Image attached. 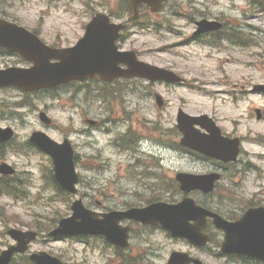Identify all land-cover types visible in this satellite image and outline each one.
I'll use <instances>...</instances> for the list:
<instances>
[{
    "label": "rangeland",
    "instance_id": "obj_1",
    "mask_svg": "<svg viewBox=\"0 0 264 264\" xmlns=\"http://www.w3.org/2000/svg\"><path fill=\"white\" fill-rule=\"evenodd\" d=\"M19 2L8 6L7 14L11 19L15 18L17 24L29 29L45 30L47 43L66 47L74 43L92 13H108L116 7L114 0ZM169 4L159 15L143 18V22L152 25H147L149 28H131L119 48L135 51L141 61L182 74L189 81V87L166 88L131 80L114 86L119 87V91L104 101L110 106L95 102L93 94H87L86 99L84 95L77 98L80 88L76 86L59 90L58 101L39 100L36 113L38 109H45L52 124L45 127L37 114L29 111L25 126L17 130L19 136L12 145L20 148V154L8 160L15 163L21 173L26 169L31 171L30 175L21 178L29 181L30 188L27 192L28 184L18 178V185L24 192L14 198L0 196V250L7 243L3 228L44 231L49 229L51 219L70 213L68 207L73 198L63 196L50 185L48 158L24 145L33 131H43L56 142L63 138L70 140L80 177L78 198L86 208L97 212L122 207L125 203L143 204L144 200L169 197L162 193L173 180V173L190 169L176 153L175 114L178 109L190 115L215 114L226 132L245 137L244 151L264 152L252 144L257 135L264 136V122H256L253 114V109L264 107V97L247 92L250 84L264 79V11L258 0H172ZM181 8H193L209 16L220 14L228 19L226 32L240 30L246 47H225L228 54H215L216 50L198 44L175 47L180 41L177 33L187 35L190 31L180 27L182 22L175 13ZM168 19L173 23L172 28L169 31L160 29L157 23L164 24ZM114 22L118 21L114 19ZM209 51L215 54L213 60L206 58ZM219 56L229 59L227 64L224 63V78L230 79V83L221 88L224 94L212 95L218 90L207 84L201 85L218 76L213 69ZM96 87L95 83L89 85V89ZM12 95L0 91V97L6 98L8 103L19 100L18 95ZM155 95L161 96L166 103L161 109L155 103ZM85 119L97 121L100 128L88 127ZM130 140L135 144L131 145ZM245 163L260 172L246 169L250 175L245 176V182L237 189L229 188L228 182L221 181L215 195L217 202L232 200L230 209L236 215L242 208L260 200L261 181L256 185L252 180L255 175L262 180L264 162L251 159ZM171 192L174 193L173 187ZM131 229L128 254L135 264H163L172 251L190 253L205 264H231L212 254L219 237H216L217 245L212 244L202 252L185 241L171 240L160 230H143L137 225H131ZM106 249L100 241L98 244L91 240L86 243L68 239L45 242L44 238L32 246V251L59 255L67 264L122 263ZM147 258L152 259V263H148Z\"/></svg>",
    "mask_w": 264,
    "mask_h": 264
},
{
    "label": "water",
    "instance_id": "obj_2",
    "mask_svg": "<svg viewBox=\"0 0 264 264\" xmlns=\"http://www.w3.org/2000/svg\"><path fill=\"white\" fill-rule=\"evenodd\" d=\"M163 1L128 0L129 8L133 13L131 20L136 18L138 8L143 3L148 5L152 12H155ZM208 25L206 26L204 21L201 22L198 32L212 29L211 24ZM122 28L121 25L110 24L106 16L97 14L88 24L84 38L74 48L55 51L44 48L35 37L23 29L0 21V46L17 51L25 59L34 62V67L30 70L11 73L15 78L27 82L24 88L29 90L52 87L71 80L94 78L96 75L105 81H112L119 77H140L151 81H176L170 73L136 62L134 53L117 52L114 41ZM28 41H34V43ZM41 51H45L46 54ZM51 58L57 59L59 62L51 64L49 63ZM118 64H125L127 70H121L118 68ZM1 77L6 76L3 74ZM192 121L193 119L184 116L183 122L179 120L178 128L184 133L183 145L192 149L198 148L201 152L224 160L234 158L235 145H232L230 151H215L210 147L209 142H204L199 137L192 135L190 130ZM33 140L52 157L55 179L58 184L68 192L75 194L74 185L77 183V176L74 173L73 153L69 144L65 141L61 146L56 145L42 134H36ZM191 178L192 176L178 177L185 192L198 187L204 188L205 191L211 190V180L197 183ZM72 211V217L60 221L59 227L50 234L51 236L103 235L112 244L126 246L127 229L119 228L117 224L123 219H133L144 224L161 223L173 237L187 238L197 246H203L207 242L206 238L200 236L198 232H193L188 226V222L196 218L198 213L190 201H185L180 206L157 204L142 210L132 209L126 213L111 212L101 215V220H98V214L85 210L80 201L72 205ZM224 228L228 233L221 247L225 253H236L264 261V212L262 210L249 211L240 222L232 225L226 224ZM33 238L34 235H30L28 241ZM178 257L172 256L171 263L184 264L183 258L179 259ZM36 262L37 264H58L56 260L45 258H40Z\"/></svg>",
    "mask_w": 264,
    "mask_h": 264
},
{
    "label": "flooded vegetation",
    "instance_id": "obj_3",
    "mask_svg": "<svg viewBox=\"0 0 264 264\" xmlns=\"http://www.w3.org/2000/svg\"><path fill=\"white\" fill-rule=\"evenodd\" d=\"M219 21V20H218ZM221 22V21H220ZM222 23V22H221ZM222 25L223 26H225V24H223L222 23ZM222 26V27H223ZM224 35V33L222 32V31H220L219 33H218V37H220V36H223ZM196 38L195 37H190V39L189 40H195ZM0 58H6V59H10V58H13V56L12 55H10V54H8L7 52H5V51H3V50H0ZM15 59H17V58H15ZM17 61H19L18 63H17ZM16 63V64H15ZM21 61L20 60H14V65L13 66H20L21 65ZM6 118V115H5V113L3 112V111H0V120H3V119H5ZM261 120L262 121H264V111H262L261 112ZM226 133H222V135H225ZM7 144H9V143H7ZM7 144H0V150H2L1 152H2V154H3V152H4V149L6 148V146H7ZM263 146H264V143H263ZM189 155H191V156H195V154H192V153H189V152H186V156H189ZM261 158V157H260ZM1 159H2V161L0 162V163H8L7 162V160H6V156H2L1 157ZM262 159V158H261ZM203 162H207V160H205V159H203V158H198L197 160H196V164L195 165H198V166H202L203 164ZM12 165V164H11ZM13 166V165H12ZM203 173H208V171L207 170H203ZM208 230H209V227H207V229H206V232H208Z\"/></svg>",
    "mask_w": 264,
    "mask_h": 264
},
{
    "label": "trees",
    "instance_id": "obj_4",
    "mask_svg": "<svg viewBox=\"0 0 264 264\" xmlns=\"http://www.w3.org/2000/svg\"><path fill=\"white\" fill-rule=\"evenodd\" d=\"M124 2L122 1L121 5L123 6Z\"/></svg>",
    "mask_w": 264,
    "mask_h": 264
}]
</instances>
